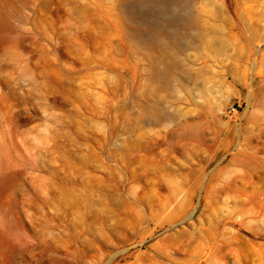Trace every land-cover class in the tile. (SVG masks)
Returning a JSON list of instances; mask_svg holds the SVG:
<instances>
[{"label": "rangeland", "instance_id": "rangeland-1", "mask_svg": "<svg viewBox=\"0 0 264 264\" xmlns=\"http://www.w3.org/2000/svg\"><path fill=\"white\" fill-rule=\"evenodd\" d=\"M0 264H264V0H0Z\"/></svg>", "mask_w": 264, "mask_h": 264}]
</instances>
